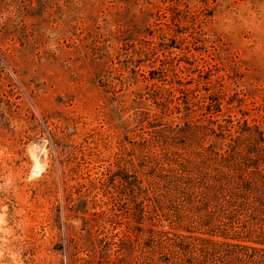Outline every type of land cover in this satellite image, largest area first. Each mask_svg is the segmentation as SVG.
Masks as SVG:
<instances>
[{
	"label": "rangeland",
	"instance_id": "obj_1",
	"mask_svg": "<svg viewBox=\"0 0 264 264\" xmlns=\"http://www.w3.org/2000/svg\"><path fill=\"white\" fill-rule=\"evenodd\" d=\"M228 116L264 132V0H0V264H153L143 147Z\"/></svg>",
	"mask_w": 264,
	"mask_h": 264
},
{
	"label": "trees",
	"instance_id": "obj_2",
	"mask_svg": "<svg viewBox=\"0 0 264 264\" xmlns=\"http://www.w3.org/2000/svg\"><path fill=\"white\" fill-rule=\"evenodd\" d=\"M213 122L155 128L143 147L152 209L187 232L157 242L153 264H264V132L247 119ZM212 135L226 148L207 144Z\"/></svg>",
	"mask_w": 264,
	"mask_h": 264
}]
</instances>
